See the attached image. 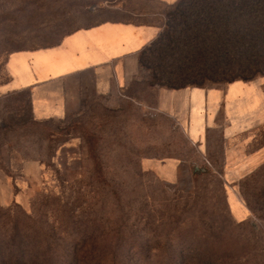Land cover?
<instances>
[{
    "label": "rangeland",
    "instance_id": "1",
    "mask_svg": "<svg viewBox=\"0 0 264 264\" xmlns=\"http://www.w3.org/2000/svg\"><path fill=\"white\" fill-rule=\"evenodd\" d=\"M156 10L148 0H0V86L13 52L55 46L103 21H146ZM135 99L154 103L152 92ZM168 127L116 96L86 99L64 121H33L24 103L0 134V167H10L20 202L0 205V264H264V164L228 188L253 209L237 221L220 149L217 171L206 170L197 148ZM25 159L38 166L28 179ZM174 159L190 161L175 178L151 168Z\"/></svg>",
    "mask_w": 264,
    "mask_h": 264
},
{
    "label": "crops",
    "instance_id": "2",
    "mask_svg": "<svg viewBox=\"0 0 264 264\" xmlns=\"http://www.w3.org/2000/svg\"><path fill=\"white\" fill-rule=\"evenodd\" d=\"M148 1L159 10L147 14L146 21H103L69 33L55 46L11 53L5 64L8 79L0 86V102L9 106L0 104V134L10 131L24 103L33 121L46 122L66 120L80 111L86 99L130 100L149 115L165 118L172 135L197 148L206 169L217 171L215 149H220V176L228 206L235 220L244 221L248 217L245 202L239 191L228 188H237L264 164V79L235 81L223 88H144L139 55L158 38L164 12L178 0ZM134 86L140 88L132 96ZM149 92L154 95L152 105L134 101ZM7 142L2 150L9 147ZM23 164L22 178L28 179L37 162L25 159ZM184 164L190 161L174 159L151 168L159 177L171 179ZM13 178L10 167L8 171L0 167L2 206L20 203Z\"/></svg>",
    "mask_w": 264,
    "mask_h": 264
},
{
    "label": "trees",
    "instance_id": "3",
    "mask_svg": "<svg viewBox=\"0 0 264 264\" xmlns=\"http://www.w3.org/2000/svg\"><path fill=\"white\" fill-rule=\"evenodd\" d=\"M139 66L144 88L264 79V0H178L164 12L163 30L140 53ZM258 196L264 199V187Z\"/></svg>",
    "mask_w": 264,
    "mask_h": 264
}]
</instances>
